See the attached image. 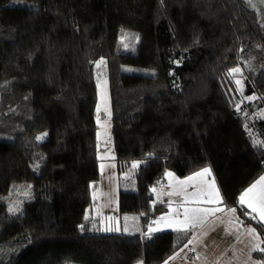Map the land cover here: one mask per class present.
<instances>
[{"label": "trees", "instance_id": "obj_1", "mask_svg": "<svg viewBox=\"0 0 264 264\" xmlns=\"http://www.w3.org/2000/svg\"><path fill=\"white\" fill-rule=\"evenodd\" d=\"M101 59L116 171L140 162L134 190L119 180V214L139 215L133 234L80 228L99 178ZM260 112L264 25L245 0H0V197L30 189L18 214L0 201V264H161L191 232L146 234L165 210L151 189L167 171L203 168L260 235L264 261V226L239 202L264 173Z\"/></svg>", "mask_w": 264, "mask_h": 264}, {"label": "crops", "instance_id": "obj_2", "mask_svg": "<svg viewBox=\"0 0 264 264\" xmlns=\"http://www.w3.org/2000/svg\"><path fill=\"white\" fill-rule=\"evenodd\" d=\"M204 169L209 168H203L183 178L168 172L165 174L162 183L152 187L155 188L154 191H152L154 202L163 204L165 210L151 221L146 230V234L148 235L160 232L178 231L174 224L173 226H169V223L176 220L182 221L184 219L185 207L189 209H222V211L215 212L214 215H207L203 222L198 223L196 227H190L187 230L191 232L188 243L169 256L161 264H264L263 260L254 256L255 252L262 250L260 235L252 226L243 224L236 211L234 213L230 211V209L233 208L225 207L223 202H194V200H215L216 192L219 193V198L222 200L210 169V174H205L203 177L197 176V173L202 172ZM190 177H195V179H189ZM262 177H264V173H262L246 190L254 184H257ZM177 181H188V183L186 185H180ZM202 191L205 195H198ZM257 191H259V187ZM194 194L197 195L194 196ZM185 197H187V200ZM241 206L253 214L264 226V221L260 220L258 213L252 212L246 204ZM99 216L100 215L96 216L91 214L87 217L88 221L85 223L87 228L92 224L90 228H93ZM161 217H165L166 219L161 220ZM138 228L139 217L136 221L133 220L134 232L121 233L133 234L138 231ZM135 264L141 263L138 262Z\"/></svg>", "mask_w": 264, "mask_h": 264}, {"label": "rangeland", "instance_id": "obj_3", "mask_svg": "<svg viewBox=\"0 0 264 264\" xmlns=\"http://www.w3.org/2000/svg\"><path fill=\"white\" fill-rule=\"evenodd\" d=\"M245 1L253 10L256 11L259 22L264 25V0ZM135 42H137V38L135 36L125 33L120 38V47L125 51H130L127 48H130ZM122 70L124 72H134V69L129 66H123ZM95 74L98 87L96 151L99 178L90 185L92 204L87 209L86 216L89 217L91 214L100 216L95 221L96 224H94L95 226L93 228H90L93 224L89 228H87L86 224H83L80 228L82 233L134 232L133 220L136 221L139 215L130 214L123 216L120 215L118 211V198L120 192L119 180L123 182L121 190H134V177L140 162H133L131 167L121 174L116 171V161L110 132L111 110L106 77V65L104 60L101 59L96 62ZM233 74L236 78L238 90L242 91L244 87V79L241 76V72L233 71ZM259 116L264 117V114L260 112ZM41 139L42 137H40V140ZM168 172L170 171H167L166 173ZM154 189L155 188H152L151 192L154 191ZM29 190V187L24 184H16L12 187L8 194L0 197V201L5 202L12 213L18 214L24 200L27 199L30 194Z\"/></svg>", "mask_w": 264, "mask_h": 264}, {"label": "snow or ice", "instance_id": "obj_4", "mask_svg": "<svg viewBox=\"0 0 264 264\" xmlns=\"http://www.w3.org/2000/svg\"><path fill=\"white\" fill-rule=\"evenodd\" d=\"M233 71H239V69H234ZM40 139V137H38ZM135 167V165H134ZM205 174H210L209 169H204L202 172L197 173V176L203 177ZM170 175V174H169ZM189 179H195V177H190ZM180 185H186L188 181H177ZM259 187V191H257V188ZM171 195V193H170ZM197 194H194L196 196ZM200 196L205 195V193L202 191ZM216 199L215 200H207V201H201V200H194V202H208V203H222V200L219 198V193H215ZM187 200V197H185ZM239 202L241 205H247L252 212L258 213L259 218L261 221H264V177H262L257 184H254L252 187H250L248 190H246L241 197L239 198ZM222 211L220 208L215 209H200V208H184V219L176 220L174 222H170L169 226L175 225L176 230H184L187 231L190 227H196L198 223H202L204 218L207 215H214L215 212ZM231 212H235V209H230ZM165 217H161V220H165ZM155 230V229H154Z\"/></svg>", "mask_w": 264, "mask_h": 264}]
</instances>
